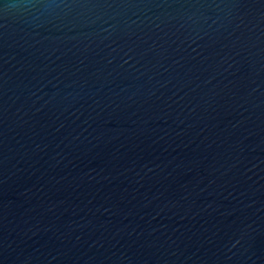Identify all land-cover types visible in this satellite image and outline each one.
Returning <instances> with one entry per match:
<instances>
[{"label": "water", "instance_id": "95a60500", "mask_svg": "<svg viewBox=\"0 0 264 264\" xmlns=\"http://www.w3.org/2000/svg\"><path fill=\"white\" fill-rule=\"evenodd\" d=\"M0 264H264V0H0Z\"/></svg>", "mask_w": 264, "mask_h": 264}]
</instances>
